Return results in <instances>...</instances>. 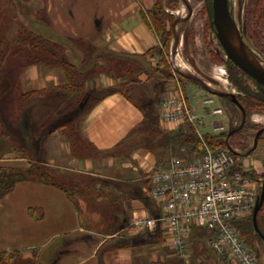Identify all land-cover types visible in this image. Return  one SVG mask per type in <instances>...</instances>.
<instances>
[{"label": "crops", "instance_id": "crops-1", "mask_svg": "<svg viewBox=\"0 0 264 264\" xmlns=\"http://www.w3.org/2000/svg\"><path fill=\"white\" fill-rule=\"evenodd\" d=\"M143 1L40 0L41 21L32 26L47 40L64 43L70 64L85 78L84 83L92 86L74 110V115L82 111L85 118L81 132L86 141H79L76 148L67 138L71 110L66 105L75 93L68 89L64 67L48 61L13 66L0 62V167L30 166V159L18 153L17 144L11 147L2 136L1 129L7 127L8 133L20 134L18 145L28 150L32 159L47 166L58 180L79 184L87 192L85 202L97 208L84 220L79 202L84 196L73 200L59 187L34 180L19 182L0 198V253L19 252L29 264H147L142 250L154 243L158 233L163 234L166 224L151 229L135 227L133 222L165 214L164 206L149 197L150 177L165 167L177 147L160 162L154 150L138 143L135 130L144 115L124 94L113 93L91 103L92 92L121 83L119 68L92 78L88 75L96 65L104 66V57L124 64L158 47V36L148 20L155 0ZM79 42L90 49L80 47ZM10 80L13 88H19L18 97L35 92L26 102L22 123L16 120L13 103L18 98ZM175 91L172 79L163 99ZM189 102L198 111L197 103ZM52 103L56 107L48 109L47 104ZM53 115L59 123L49 128L47 119ZM161 115L160 109L159 126L164 134H177L183 127L163 121ZM242 163L248 170L263 171L257 159L245 156ZM162 245L166 247L165 241Z\"/></svg>", "mask_w": 264, "mask_h": 264}, {"label": "rangeland", "instance_id": "rangeland-1", "mask_svg": "<svg viewBox=\"0 0 264 264\" xmlns=\"http://www.w3.org/2000/svg\"><path fill=\"white\" fill-rule=\"evenodd\" d=\"M229 1L231 10L234 13L235 19L237 21L239 15H241V17L244 19H249L248 13L250 12L252 3H254L255 0ZM212 2L213 0H155L154 6L149 11L156 13L159 19L162 20V29L158 32L159 45L156 48V51L150 53L145 58L146 61L142 62L144 66L145 64L147 66L149 65L147 68L148 70L146 71L144 69L142 72H140L138 71L139 69L134 68L136 62L134 59L124 61V66H128L126 68L124 67L123 69L122 63L120 64V62L113 58L104 57L101 59L102 62H105L104 66L96 65L94 69L91 70V72L89 70L88 75L90 78H92V76H97L101 72L113 71L119 68L118 77L121 79L120 84L124 82V87L121 89L129 97H131L134 102L141 103L145 99L144 90H147L146 84L152 83V80L159 76V73L157 72H170L173 77L172 79L178 80L180 82V85L182 86V89L189 100L191 102H196L199 106L198 113L203 116L205 124L204 126L200 127V130L203 134L206 132H213L215 123L223 124L225 127V131L223 132L224 137L222 139L224 146H229L232 144L233 148H237L238 145L234 143L236 138L233 139V135L238 133V131L242 130L243 128H246L244 135H246L248 138L247 140H249L247 143L249 148L247 147L248 149H246L239 147L242 149V156L245 157L247 154H249V151L253 147L255 134L258 132V130L264 129V109L258 111L250 110L251 114L249 113L247 119H244L243 113L238 107L231 104L229 99L225 100L222 98V96H216L217 94L220 95V93L223 94L222 92H224L228 96H235L238 98L237 100H240V102L246 104L244 96L240 94L239 91L225 79L228 78L223 71H228V66L226 63L227 57L222 50L211 26L213 17ZM40 5V0H0V51L4 55L3 61H0L2 66L5 64L7 66H13L12 64L23 65L26 64L28 60H30L28 58V55L30 54V43L28 40H26L29 35L32 34V36H40L43 41L47 40L45 37H42L40 33L33 27L36 23L41 21L42 12L40 11ZM32 23H34L33 26ZM14 39H17L18 41L16 42ZM50 42V47H54V45L58 44L53 40ZM260 42V45L264 47V35H262ZM248 43L249 45L251 44V39L248 40ZM61 44L65 46L64 43ZM61 46H58V49H63V46ZM18 49L22 50V52L20 56L15 57L13 52ZM63 54H65L64 51ZM250 54L258 63L264 65L263 59H259L251 51ZM38 55H41V53ZM44 56H46V54H44ZM249 83L251 82L249 81ZM251 85L253 86V84ZM10 86L12 92L14 91L17 94L16 98H19L18 86L13 88V83L11 80ZM91 87L92 86L88 87V85H86V88L88 89ZM142 87L143 89H141ZM207 97H214L216 100H218V102L216 101L215 105L211 106V109L220 104L224 109L223 115L213 116L206 113L203 100ZM13 104V109L17 110L18 112V117L16 120L22 123L24 115L20 109L18 110L20 107L18 99ZM47 105L49 107L48 109L51 110L56 107V105L53 106V103ZM259 108H264V106H260ZM47 120L49 122V128L55 127L59 123V121H56L57 119L54 115L49 116ZM2 126L5 127L4 124H2ZM5 131L8 132L10 129L5 127ZM16 135L17 136L12 134L10 137L11 140H15L16 137L18 138V136H20V134ZM146 135L149 136L147 133H138L137 142L144 143V138ZM15 141L14 143H18L17 140ZM16 146L18 148L19 145ZM262 151L263 150H261V152L257 151L259 153L256 152L251 157L260 158L262 160V164L264 165V151ZM18 153H20V151H18ZM180 154H182L181 149L177 147V151L173 152V154H170L169 159L174 156H182ZM263 176L264 172L260 175H256L254 172V178L259 183L257 187L258 196L261 194L263 181H261L260 178ZM82 196L84 197L80 198L81 200L79 201L80 209L83 219L87 220V215L93 211L97 212V208L85 202H88L87 192L85 190L82 192V194L79 193V197ZM252 213L248 214L247 218L238 222L237 225L241 229V233H243L242 236H244V238L250 244L254 245L253 236L249 232ZM96 229H99V225L96 226ZM163 236L164 241L166 242L165 234ZM150 244V246H146L142 250L144 255L142 257L146 258L147 264H171L170 262L174 263L173 261L175 260L178 261V263L182 261L177 256L175 250L169 248L167 245L166 247L163 246L162 242ZM206 245L211 251L209 254V261H213V264H215V262H218L219 260L218 264H229L227 260L215 252L209 244L206 243ZM261 249L262 251L259 252V262L260 264H264V248L261 246ZM154 252H156V254ZM153 254L155 255L154 258L152 256ZM19 255V257H22L23 260H16L13 264L30 263L28 260L27 262L24 260V254L19 253ZM33 256V258L37 257L36 254ZM150 256L152 258H150ZM200 261V259L199 261L196 260L195 264H202ZM188 264L190 263L188 262Z\"/></svg>", "mask_w": 264, "mask_h": 264}, {"label": "built area", "instance_id": "built-area-1", "mask_svg": "<svg viewBox=\"0 0 264 264\" xmlns=\"http://www.w3.org/2000/svg\"><path fill=\"white\" fill-rule=\"evenodd\" d=\"M175 82V93L161 104V117L168 123L194 127L203 139L200 130L205 125L203 116L191 106L180 82ZM216 101L214 97L203 100L207 114H224L220 105L211 109ZM213 129V134L225 131L219 123ZM249 171L228 149L214 151L206 143L205 152L199 157L174 156L166 167L155 170L150 177L149 197L164 206L165 214L156 219L134 220L133 225L157 229L165 223L166 245L187 262L192 256L194 232L204 229L210 234V247L229 264H260L259 256L236 225L256 205L257 187L247 174Z\"/></svg>", "mask_w": 264, "mask_h": 264}, {"label": "trees", "instance_id": "trees-1", "mask_svg": "<svg viewBox=\"0 0 264 264\" xmlns=\"http://www.w3.org/2000/svg\"><path fill=\"white\" fill-rule=\"evenodd\" d=\"M148 20L158 36L159 34L158 32L162 29V24H161L162 20L159 19L157 14L154 13L153 11L148 12ZM17 39L14 40L17 42L18 41ZM26 40H28L30 43L29 44L30 54L28 55L29 56L28 58L30 60H28V62L31 61L34 63V62L48 61L50 65H60L65 69L69 81L68 89H74V93H75L74 97L72 95L69 96L66 105L68 106L67 108H70L71 110V114L69 115L70 123L67 126L68 127L67 138L72 143V145H74V148H76L77 145H79L78 143L79 141H86L85 138L83 137V133L81 132L82 124L85 119L83 112L81 111V115L79 116L74 115V113L78 109V106L84 101L85 97L87 96L86 94L87 92H85L87 88H86V84L84 83V79H83L84 77H82L79 71L70 64L66 54H63L64 50L58 49V46L60 47L62 44L58 43L54 45V47L53 46L50 47L51 44L50 41L48 40L43 41V39L40 36H32V34L29 35L26 38ZM78 44L82 48L90 49L87 45H85L82 42H79ZM156 48L150 50V52H148V54L143 58L134 59V61H136L134 68L139 69L138 71L140 72H142L144 69L147 71L149 65L147 66L144 63L145 64L144 66L142 62L146 61L145 58L150 53L156 51ZM21 52L22 50L20 49L15 50L13 52V55L15 57L20 56ZM39 53H41L42 56L46 54V57L43 58L41 55H38ZM3 57L4 55L0 51L1 62L3 61ZM122 65H123V69L124 67L126 68L128 66V65L124 66V64ZM150 69L153 70L152 68ZM157 73H159V76L157 78H154L152 80V83L146 84L147 90H144L145 99L141 103L134 102L133 99L129 97L121 89L124 87L123 84L124 82L122 84H118L116 86L109 87L106 89L95 90L91 94L92 97L91 103L98 102L105 96L113 93H122L135 105H137L144 115V120L142 124L135 130V133H142V134L147 133L149 135V136L147 135L145 136L144 143L149 149H152L157 153L160 162L162 160L164 161L166 160L167 156L172 152V148L174 146L180 148L181 151H185L182 154L187 155L188 158L201 156L205 152V143L214 151L220 149H226V146H224V142L222 141L224 137V133L212 134L210 132H207L204 134L203 139H201L198 136L197 132L195 131L194 127L190 125H182L183 127L180 129V131L177 134H169V135L164 134V132L160 129L159 126L160 109L163 101V95L167 89V84L170 82V80L173 77L172 74L168 71H158ZM141 89H143V87ZM77 93L79 94L77 95ZM34 94L35 92H28V93H21V95L19 96L18 101L20 103V107L18 108V110L20 109V111L23 112V114L27 100L30 99L31 96H33ZM1 134L5 138V140L8 143H10L11 147L15 146L14 141L17 140V138L15 140L14 139L11 140L10 137L12 134L5 131V129H1ZM15 144L18 145V143ZM17 150L23 153L25 157L30 159V166L28 168L0 167V198L4 197L6 194L11 192L17 183L22 181H32V180L44 183L46 185H53L59 187L68 195L69 198L73 200H76L79 197V193L82 194V192L84 191V189H81L80 185L77 183H66L58 180L47 166L38 163L36 160L32 159L30 153L25 148L20 147ZM169 160L165 161L166 163L165 167L169 162ZM247 174L251 176L249 172ZM238 229L240 230L241 233L242 232L241 229L239 227ZM242 234L243 233H241V235ZM242 237L244 238V236ZM209 238H210L209 232H207L204 229H197L194 232L192 243L190 246L192 250V256L189 261L190 264L191 263L195 264L196 260L199 261V259L201 260L200 262L202 264H213V261H209L210 258L209 254L211 251L208 249L206 245V243L208 244ZM153 241L154 243L164 242L163 234L158 233L153 238ZM19 256H20L19 252L0 253V264H13L14 261L19 258ZM173 262L175 264H185L183 261H180L178 263V261L175 260ZM218 262L216 261L215 264H218ZM170 263L174 264L172 262ZM31 264H36V263L33 262ZM155 264H160V263H155Z\"/></svg>", "mask_w": 264, "mask_h": 264}, {"label": "flooded vegetation", "instance_id": "flooded-vegetation-1", "mask_svg": "<svg viewBox=\"0 0 264 264\" xmlns=\"http://www.w3.org/2000/svg\"><path fill=\"white\" fill-rule=\"evenodd\" d=\"M229 2V9L230 12L232 14V17L234 19V21L236 22L239 31H240V35L242 37V40L244 42V44L247 46V48L249 49V51H251L255 56H257L259 59H263L264 60V47L262 45H260V41L262 38V35H264V0H255L254 3H252V8L250 9V12L248 13L249 19L247 18H243L241 17V15H239L238 21L235 19V15L231 10V6H230V1ZM213 4V2H212ZM212 16H213V6H212ZM211 26L212 29L216 35V38L222 48V50L224 51L226 57H227V66H228V71L223 70L225 75H227L228 78H225L227 81H229L233 87H235L240 94H242L244 96V100L246 102V104H243L242 102H240V100H237L238 98H236L235 96H228L226 95L224 92H222L223 94L220 93V96H222V98H224L225 100L229 99L230 103L235 105L236 107L239 108V110L243 113V118L247 119L248 114H251V111H258V110H262L264 108H259L260 106H264V85L258 83L253 77H251L250 75L246 74L242 69H240L238 66L235 65V63L233 61H231L228 56L226 51L224 50L218 36H217V32L215 29V26L213 24V17H212V22H211ZM250 34V36H249ZM251 39V44L249 45L248 40ZM261 66L264 67L263 64L259 63ZM223 79V80H225ZM225 80V81H226ZM248 81V82H247ZM249 81L251 83H249ZM253 84V86L251 85ZM224 100V102H225ZM249 101V102H248ZM249 108H247V106ZM251 110V111H250ZM240 132V133H239ZM246 132V128H243L242 130L238 131V133H235L233 135V139L234 143L238 145L237 148H233L232 144H230L229 146H226V149H228L231 153H233L237 159L239 161L242 162L243 158H245L244 156H242V149L241 148H246L248 149V142L249 140H247V136L244 135ZM264 129L262 130H258V132L255 134L254 137V141H253V147L252 149L249 151V154H247V158H251L254 160H258L260 162H262V160L258 157H251L254 153H256L257 151L261 152V150L264 151V147H263V143H264ZM262 141V142H261ZM248 147V148H247ZM262 151V152H263ZM257 152V153H259ZM264 166V165H263ZM254 172L255 169H250L249 174H251V179L254 183L257 184L256 187H258L259 183L258 181L254 178ZM264 170L260 173H256V175H260L261 173H263ZM262 182V187L264 185V176L262 178H260ZM262 192V189H261ZM258 191H257V197L256 199L258 200ZM256 200V203H257ZM251 222H250V234H252L253 236V241H254V245L250 244L252 249L257 253V255L259 256V252L262 251V248H264V203L263 206L261 207L260 211L257 214V219H256V224L254 221V211L252 213V218H251Z\"/></svg>", "mask_w": 264, "mask_h": 264}, {"label": "water", "instance_id": "water-1", "mask_svg": "<svg viewBox=\"0 0 264 264\" xmlns=\"http://www.w3.org/2000/svg\"><path fill=\"white\" fill-rule=\"evenodd\" d=\"M213 24L228 58L246 74L264 85V67L250 54L229 9L228 0H213ZM220 96V95H216ZM264 203V185L254 208V221ZM257 225V224H256Z\"/></svg>", "mask_w": 264, "mask_h": 264}]
</instances>
